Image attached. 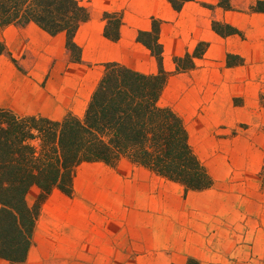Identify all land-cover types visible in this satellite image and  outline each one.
Instances as JSON below:
<instances>
[{
	"label": "crops",
	"instance_id": "1",
	"mask_svg": "<svg viewBox=\"0 0 264 264\" xmlns=\"http://www.w3.org/2000/svg\"><path fill=\"white\" fill-rule=\"evenodd\" d=\"M79 1L87 7L89 18L73 37L80 49L78 62L71 60L64 33L50 35L33 23L0 26V108L19 116L51 120H61L67 114L81 117L104 63L118 62L143 74L157 72L156 58L137 40L138 32L150 30L151 17H156L161 20L162 65L171 72L159 103L182 119L188 136L205 140L225 130L223 127L249 118L247 105L234 103L235 97L246 94L248 81L237 76L236 67L225 63L228 53L245 55L248 40L236 34L219 36L211 22L229 23L248 37L253 30L249 18L264 19V13L224 10L217 6V0L188 1L179 12L167 0ZM229 1L232 7H242L255 0ZM104 12L121 15L117 40L104 35ZM256 39L260 40V34ZM199 42L208 46L194 59V67L174 73L173 58L192 53ZM220 141V147L210 148L214 185L224 183L234 168L227 160L233 150L232 139ZM86 164H93L95 171L76 172L70 195L55 187L40 197L41 188L30 186L26 203L30 207L37 204L38 214L26 258L22 263L0 258V264H103L105 259H150L154 248L168 246L169 189L178 183L126 158L116 166Z\"/></svg>",
	"mask_w": 264,
	"mask_h": 264
},
{
	"label": "trees",
	"instance_id": "2",
	"mask_svg": "<svg viewBox=\"0 0 264 264\" xmlns=\"http://www.w3.org/2000/svg\"><path fill=\"white\" fill-rule=\"evenodd\" d=\"M167 1L179 12L193 0ZM217 6L233 9L229 0H217ZM248 11L264 13V0H255ZM102 17L106 21L104 35L117 40L120 13L104 12ZM88 18V9L79 0H0L1 27L33 23L50 35L64 33L75 62L81 58L73 37ZM160 25L159 18L151 17L150 30L137 34V40L156 58L157 72L143 74L118 62L104 63L81 117L67 114L61 120H51L0 108V258L13 263L26 258L38 214L37 204L30 207L26 203L30 186L41 188L40 197L55 187L70 195L76 170L83 163L114 166L126 158L180 184L185 192L211 186L212 179L190 146L182 119L159 103L171 74L162 65ZM211 27L222 37H243L240 29L223 21L212 20ZM207 46L199 42L192 53L175 56L173 72L193 68L194 59L201 57ZM258 175L264 184V161Z\"/></svg>",
	"mask_w": 264,
	"mask_h": 264
},
{
	"label": "rangeland",
	"instance_id": "3",
	"mask_svg": "<svg viewBox=\"0 0 264 264\" xmlns=\"http://www.w3.org/2000/svg\"><path fill=\"white\" fill-rule=\"evenodd\" d=\"M249 5L232 10L250 14ZM262 27L264 19L250 17L249 28L253 30L248 37L244 32L241 37L249 44L245 55L228 53L231 56L228 58L227 54L225 60L227 66L236 67L237 76L248 81L246 94L235 97L234 103L246 104L249 118L223 127L225 130L220 129L205 140L189 137L190 146L212 179L211 186L185 192L180 184L170 185L168 246L154 248L150 259H105L103 264H264V184L258 175L264 161ZM226 137L232 139L233 150L227 160L234 168L224 183L214 185L210 148L220 147V138ZM93 166L83 163L76 172L92 173Z\"/></svg>",
	"mask_w": 264,
	"mask_h": 264
}]
</instances>
